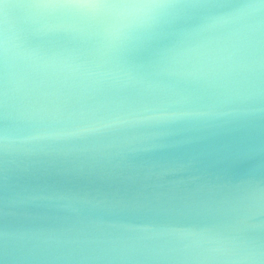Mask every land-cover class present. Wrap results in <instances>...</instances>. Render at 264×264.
Masks as SVG:
<instances>
[{
  "label": "clouds",
  "instance_id": "1",
  "mask_svg": "<svg viewBox=\"0 0 264 264\" xmlns=\"http://www.w3.org/2000/svg\"><path fill=\"white\" fill-rule=\"evenodd\" d=\"M0 264H264V0H0Z\"/></svg>",
  "mask_w": 264,
  "mask_h": 264
},
{
  "label": "water",
  "instance_id": "2",
  "mask_svg": "<svg viewBox=\"0 0 264 264\" xmlns=\"http://www.w3.org/2000/svg\"><path fill=\"white\" fill-rule=\"evenodd\" d=\"M126 215L129 218L143 220L144 222H149L150 220L155 219L154 217L146 216L144 213H140V212H129L126 213Z\"/></svg>",
  "mask_w": 264,
  "mask_h": 264
}]
</instances>
